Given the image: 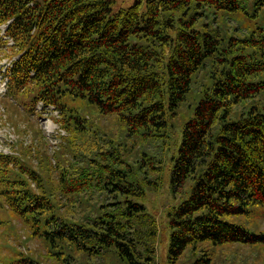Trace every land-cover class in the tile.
Listing matches in <instances>:
<instances>
[{
  "label": "trees",
  "instance_id": "trees-1",
  "mask_svg": "<svg viewBox=\"0 0 264 264\" xmlns=\"http://www.w3.org/2000/svg\"><path fill=\"white\" fill-rule=\"evenodd\" d=\"M114 2L0 0L5 95L58 110L66 132L56 183L46 152L38 171L0 156L2 203L57 264H155L158 222L139 199L166 157L171 192L186 194L165 209L170 264H209L203 244L264 245V230L228 220L264 208V0Z\"/></svg>",
  "mask_w": 264,
  "mask_h": 264
},
{
  "label": "rangeland",
  "instance_id": "rangeland-1",
  "mask_svg": "<svg viewBox=\"0 0 264 264\" xmlns=\"http://www.w3.org/2000/svg\"><path fill=\"white\" fill-rule=\"evenodd\" d=\"M131 1L115 0L112 4L113 10L118 7H126ZM0 28L3 31L4 25H1ZM2 31L0 32V156L9 155L16 158L9 162V168L13 170L17 169L19 165H24L38 171L39 168L37 167L40 163L38 156L40 155L36 150L38 149L40 153L46 152L51 170L49 174L45 173L44 176L49 175L51 182L56 183L54 153L59 149L61 136L66 135L58 122L61 116L58 110L52 107L43 108L41 103L36 104L34 110L30 112L26 109L29 105L27 97L21 94L17 98L5 95L6 77L3 72L10 63L8 46L11 42L8 41L5 44L4 41L7 39L5 36L2 37ZM84 114L92 126L99 124L111 134L120 133L114 116H97L88 112H84ZM184 118L183 115H180L176 121L177 125H180ZM154 147L157 146L151 144L149 151L154 152ZM1 159L2 157H0ZM162 166L158 189L147 190L145 196L139 201L158 222L155 264H170L167 256L169 231L165 227V209L168 206L177 205L186 197V194H173L171 192L169 164L166 157L162 161ZM0 204V222H2L0 225V264H9L16 258L31 255L42 264H57L49 255L47 248L43 246L44 243L38 238L30 236L27 226L9 212L1 198ZM228 220L256 231L264 230V208L248 207L246 213L231 215ZM202 246L209 254V264H264V245L226 244L209 246L203 244ZM199 255V252L187 253L175 264H191ZM98 263L119 264L112 253H107L98 260Z\"/></svg>",
  "mask_w": 264,
  "mask_h": 264
}]
</instances>
